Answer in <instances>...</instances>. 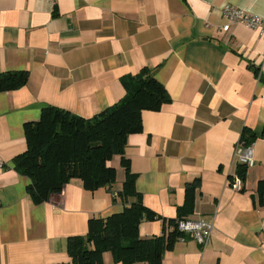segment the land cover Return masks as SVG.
<instances>
[{"label":"crops","instance_id":"obj_1","mask_svg":"<svg viewBox=\"0 0 264 264\" xmlns=\"http://www.w3.org/2000/svg\"><path fill=\"white\" fill-rule=\"evenodd\" d=\"M226 3L264 17V0H0V73L29 72L25 85L0 91V264H70L68 238L123 211L120 156L112 187L92 191L73 178L42 203L16 164L25 124L43 107L92 117L125 97L123 76L144 67L157 68L172 99L144 110L143 130L127 139L136 188L156 215L140 235L214 220L206 246L179 236L163 264H264V34L223 29ZM245 131L255 134V162L242 176L235 149ZM237 174L241 190L229 184Z\"/></svg>","mask_w":264,"mask_h":264},{"label":"trees","instance_id":"obj_2","mask_svg":"<svg viewBox=\"0 0 264 264\" xmlns=\"http://www.w3.org/2000/svg\"><path fill=\"white\" fill-rule=\"evenodd\" d=\"M156 70L144 67L136 74L123 76L125 97L92 117L49 105L43 107L38 121L25 124L27 150L17 158L16 166L30 177L29 190L36 203L62 193L73 178H80L92 191L112 187L118 176L111 164L115 156H120L125 170L123 185L115 192V197L125 203L123 211L107 218H92L86 235L69 237L70 264H104L105 252H111L113 260L121 264H163L165 251L184 235L178 229L168 235H140L141 222L156 215L144 205L136 188L137 174L131 171L125 155L129 135L143 130V111L160 110L172 99ZM28 79V71L0 73V91L17 89ZM242 139L253 144L255 134L245 131ZM246 167L239 165L242 176ZM233 179L229 177L230 183ZM260 202L264 204V179L260 183Z\"/></svg>","mask_w":264,"mask_h":264},{"label":"built area","instance_id":"obj_3","mask_svg":"<svg viewBox=\"0 0 264 264\" xmlns=\"http://www.w3.org/2000/svg\"><path fill=\"white\" fill-rule=\"evenodd\" d=\"M54 1V0H49ZM221 13L227 22L223 25V29L228 30L233 23H240L248 28L256 29L264 34V17L253 14L243 8H240L231 4H224L221 7ZM261 74L258 75L260 78ZM235 160L240 164H246L252 166L255 162L253 144H246L244 139H240L235 149ZM4 162L0 161V166H3ZM233 181L229 184L237 190H241L242 177L240 174L233 176ZM177 229L184 235H189L191 238L196 239L203 245H207L212 237L214 229V220L206 219H191L182 218L177 223ZM182 235V239H186Z\"/></svg>","mask_w":264,"mask_h":264}]
</instances>
